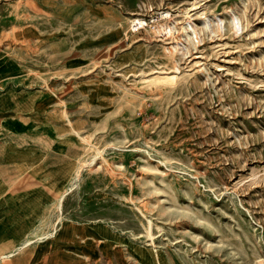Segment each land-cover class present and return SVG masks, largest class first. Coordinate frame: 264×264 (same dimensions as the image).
<instances>
[{
  "label": "rangeland",
  "instance_id": "374dc122",
  "mask_svg": "<svg viewBox=\"0 0 264 264\" xmlns=\"http://www.w3.org/2000/svg\"><path fill=\"white\" fill-rule=\"evenodd\" d=\"M0 58L21 105L51 103L73 135L18 253L98 223L86 264H264V0H0Z\"/></svg>",
  "mask_w": 264,
  "mask_h": 264
},
{
  "label": "crops",
  "instance_id": "0c3cea01",
  "mask_svg": "<svg viewBox=\"0 0 264 264\" xmlns=\"http://www.w3.org/2000/svg\"><path fill=\"white\" fill-rule=\"evenodd\" d=\"M21 72L18 64L1 62L0 58V264H38L43 257L56 261L62 257L69 264H86V259L96 262V252L103 251L93 226L98 223H71L76 231L88 232L87 241L75 248L65 245L67 235L58 243L52 242L61 231L60 225L55 235L41 244L57 254L43 256L32 250L18 253L38 242L25 244L71 176L72 170L63 159L73 147L71 127L51 103L40 106L37 97L30 96L29 102L34 105H21L16 91ZM106 228L113 244L112 231ZM87 247H92L93 253H87ZM66 249L71 253L65 254Z\"/></svg>",
  "mask_w": 264,
  "mask_h": 264
},
{
  "label": "bare ground",
  "instance_id": "6f19581e",
  "mask_svg": "<svg viewBox=\"0 0 264 264\" xmlns=\"http://www.w3.org/2000/svg\"><path fill=\"white\" fill-rule=\"evenodd\" d=\"M170 16L169 13H167L166 15H162L163 19H166ZM131 24H133V26L141 29L144 28L146 26V20L144 18H140V17H136L131 21ZM129 24V25H131ZM239 29V28H238ZM176 30V26L175 24H171V20L170 21H165L164 23H162L161 25H159V28L157 30V34H161L164 35L165 37H173L174 36V31ZM62 201V198L60 199ZM26 243H31L30 240H28V242Z\"/></svg>",
  "mask_w": 264,
  "mask_h": 264
}]
</instances>
